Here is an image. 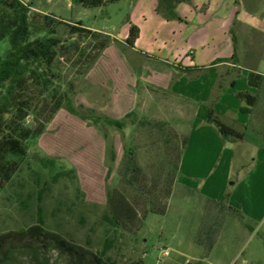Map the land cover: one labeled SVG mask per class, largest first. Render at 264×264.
<instances>
[{
	"label": "rangeland",
	"instance_id": "1",
	"mask_svg": "<svg viewBox=\"0 0 264 264\" xmlns=\"http://www.w3.org/2000/svg\"><path fill=\"white\" fill-rule=\"evenodd\" d=\"M27 1L32 13L53 15L68 23L81 22L114 41L109 51L101 53L104 59L93 76L94 81L102 82V86L90 85L87 75L85 78L76 77L66 58L59 62L63 77L67 80L75 78L77 92L73 102L76 106L95 107L94 110L97 108L100 114L113 115L117 108L109 102L112 85L108 80L107 64L113 60V50L122 51L123 45L116 38L121 40L127 32L133 13L134 19H138L136 3L140 6L143 0H120L101 8L73 5L70 0ZM235 1L239 12L225 27L226 35L220 33L208 41L210 53L228 54L222 59L234 64L230 68L186 74L154 58L140 59L124 51L136 71L141 62L143 70L163 69L177 75L171 84H160L154 78L151 82L144 81L146 76L143 74L137 83L134 123L131 124L130 119L124 133L114 128L105 130L116 152L108 178L106 141L102 134L64 109L55 115L39 138L27 142V158L22 161L11 185L0 193V233L36 225L39 207L46 230L59 234L88 253L82 254L81 258H73L50 241L24 239L12 245L7 254L8 264H96L92 256H101L106 247L105 239L113 232L101 218L108 205L106 187L114 192V199L118 194L123 195L138 216L127 232L117 231L114 245L106 252L109 264H264V104L251 114H241L245 118L243 128H238L244 132L242 140L225 141L224 146L229 149L225 153L216 155L211 152L201 156L204 163L192 171L198 179L193 180V186L185 188L181 180L177 182L178 173L172 179L171 194L165 199V187L160 185L161 182L155 190L150 186L153 178L166 176L163 180L167 179L176 155L180 151V159L184 155L187 145L182 148V141L186 140L187 144L191 128L198 119L194 110L202 114L206 109L199 102L185 99L189 92L183 88L186 83H198L195 85L199 91L213 84L211 94L218 95L221 88L220 93L231 98L237 90L242 91L243 79H248L250 74L264 73V0ZM225 2L230 5L233 0ZM57 30L66 44L76 40L80 47L89 44V40L70 36L64 26H58ZM166 60L175 63L173 58ZM122 73L124 76V71ZM117 80L116 93L120 88L124 89L125 78L120 74ZM232 80L236 81L235 87L230 86ZM250 93L255 94L254 91ZM261 101H264V93H260ZM212 106L208 103V111ZM143 122L150 125H141ZM155 124L160 125L157 127ZM192 146H197V141ZM124 149H134L137 164L142 170V179L135 189L120 179ZM35 156L55 157L61 161L58 167L45 169L37 163ZM223 158L228 159L224 170L223 165H219ZM60 167L74 168L77 180L62 178L55 184L51 183V177ZM201 179L208 181L210 199L200 195L201 186L193 189ZM148 191L156 192L154 200L156 197L161 200L160 204L166 208L164 214L142 216L144 202L136 196L145 194L150 198ZM220 191L219 200L211 198ZM40 196L42 201H39ZM164 251L169 255L164 257Z\"/></svg>",
	"mask_w": 264,
	"mask_h": 264
},
{
	"label": "trees",
	"instance_id": "2",
	"mask_svg": "<svg viewBox=\"0 0 264 264\" xmlns=\"http://www.w3.org/2000/svg\"><path fill=\"white\" fill-rule=\"evenodd\" d=\"M73 5L85 8H101L120 0H70ZM189 0H157L156 12L165 20L182 21L175 11L176 6ZM58 26H64L70 36H77L82 40H89V44L80 47L79 41L66 44L58 35ZM139 36V29L135 25L129 26L125 46L133 48ZM113 40L100 32L92 31L81 22L68 23L53 15L32 13L17 0L0 1V193L11 185L13 177L20 170L22 161L28 156L27 142L39 138L46 130L47 125L62 109L79 118L88 126L96 128L106 141L107 178L112 171V164L116 159L113 141L105 130L114 128L124 133L129 120L134 123L135 112L126 114L122 119H114L100 114L96 110L76 106L73 97L76 95L75 78L67 80L63 77V70L59 62L66 58L70 62L71 70L76 77L85 78L92 66L107 49ZM234 59V56L231 60ZM188 70V69H185ZM249 86L256 89L255 94L250 92H234V96L245 103L240 111L251 113L259 107L260 93H264V77L250 74ZM259 109V108H258ZM206 123L212 125L223 141L242 140L244 132L227 125L221 115L210 108ZM150 125L143 122L141 125ZM157 127L160 124H155ZM186 140L182 141V148ZM181 151L176 155L173 167L166 177L152 179L151 189L155 190L159 182L164 186V199L171 194L170 186L178 173V164ZM37 163L45 169L58 167L60 158L35 156ZM119 169L120 179L125 185L134 188L142 179V170L137 164L134 149H124V156ZM77 180L74 168L60 169L51 177L55 184L60 179ZM162 178V179H161ZM161 180V181H160ZM80 192V189H79ZM149 192V191H148ZM81 193V192H80ZM114 193V192H113ZM113 193L106 187L107 209L101 214L102 220L112 228V235L105 239L106 247L101 256L93 255L96 264H109L110 258L106 252L114 245L117 231L127 232L136 219L137 211L123 195L113 198ZM156 193V192H155ZM154 191L149 192L150 198L140 194L144 202L142 216L147 214H164L166 208L160 204L161 200H154ZM145 196V198H144ZM147 199V200H146ZM42 201V197H39ZM42 209L38 207L39 217L36 225L18 230H8L0 233V264H8L7 254L12 245L24 239L35 241L42 238L52 242L56 248L73 258H81L88 253L62 238L59 234L46 230ZM106 256V257H105Z\"/></svg>",
	"mask_w": 264,
	"mask_h": 264
},
{
	"label": "crops",
	"instance_id": "3",
	"mask_svg": "<svg viewBox=\"0 0 264 264\" xmlns=\"http://www.w3.org/2000/svg\"><path fill=\"white\" fill-rule=\"evenodd\" d=\"M225 1L226 0H189V2L179 3L176 6L175 11L182 21H168L161 16H158L155 13L157 0H143L140 6H138L137 2L136 8L139 7L137 15L138 19H134V13L131 15L127 32L124 33L121 40L116 38V41L123 45L121 46L122 51L113 50L111 52L113 60L107 64V67L109 66V72L107 74L108 80L112 85L109 89L111 90L109 94V102L111 106L117 108L114 110L113 115L111 113H107V115L114 119H122L126 114L132 111L134 112L138 103L137 83H139L142 76H146V79H143L144 81L149 80L151 82L154 78L160 84L164 82L171 84L177 75L173 72H166L163 69H159L158 71L148 69L143 70V64L141 62L138 64L136 71V69L129 63L128 58L124 55L126 50L129 51L131 55L140 57V59L143 57L154 58L156 61L167 64L175 70H178L179 72L182 71L186 74L204 70L213 71L214 69H219L221 67H232L234 65L233 63L227 61V59H222L227 58L228 54L226 56L221 53L212 54L208 50V41L214 40L217 36H220V33H223L225 36V27L232 17L239 12L237 1L233 0L230 5ZM130 25H135L139 29V36L136 39L133 48L126 47L124 43L128 36ZM118 47L120 46L118 45ZM109 49H111V47H108L103 52L106 53ZM189 57L191 58L189 59ZM168 58H173L175 63L171 64L166 60ZM103 59L104 56H100L95 66L91 68L86 76V80L92 86H102V82L94 81L95 78H93V76L96 68ZM115 64L118 65V68L114 67ZM122 71L125 73L124 76ZM120 74L125 78L124 89L120 88V90H118L119 92L116 93V85L119 82L117 76ZM254 74L264 77V73ZM243 80L245 83L243 82L242 84V91L237 90V92H257L256 89L249 86L248 79ZM195 84L198 83L192 82L184 85L183 88L189 90L185 95V99L192 102H199L204 105V107L206 106V109L202 114H200V111L198 112L196 109L194 110V115L198 119L191 128V135L187 140L188 142L186 144L187 146L184 155L179 160V175L177 176L176 181L178 182L181 180L182 183L185 184V188L193 186V180H198L196 176L192 174V171L196 170L200 164L204 163V159L201 157L203 154L214 152L217 155L229 150L224 146L225 141L221 139L217 131L214 130L211 125L206 123L208 103H212L214 110L221 115L222 120L227 125L233 126L238 130L239 127L243 128L245 124V118H242L241 116L244 112L240 111L245 107L241 106L240 100L233 95H231L230 98L227 94L224 95L223 93H220L221 88H219L218 95L211 94L210 91H214L213 84H210L208 88L205 86L204 90L200 89V91ZM151 85H153V83H151ZM230 86L235 87L236 81L232 80ZM146 87L150 86L147 85ZM151 87L154 88V86ZM190 90L192 92H190ZM225 91L226 90H224V92ZM231 104H233V106H231ZM262 104H264V101L259 102V105ZM199 110H201V108ZM196 141L197 146L193 147L192 144L194 142L196 143ZM210 143L212 145L211 147L209 146ZM219 162H221L219 165H223V170L228 166V159L223 158ZM182 173L186 174V176ZM204 180L201 179L198 181L193 189L196 190L197 186H201L202 189L199 191L200 195L210 199L209 197L211 196V193H209V184L208 181L204 182ZM211 198L215 201L219 200L221 198V191L218 192L215 197Z\"/></svg>",
	"mask_w": 264,
	"mask_h": 264
},
{
	"label": "built area",
	"instance_id": "4",
	"mask_svg": "<svg viewBox=\"0 0 264 264\" xmlns=\"http://www.w3.org/2000/svg\"><path fill=\"white\" fill-rule=\"evenodd\" d=\"M0 1H11V0H0ZM20 4H22L25 7H29V2L27 0H17ZM31 9V8H30ZM164 257L169 255L168 251H164L162 254Z\"/></svg>",
	"mask_w": 264,
	"mask_h": 264
},
{
	"label": "water",
	"instance_id": "5",
	"mask_svg": "<svg viewBox=\"0 0 264 264\" xmlns=\"http://www.w3.org/2000/svg\"><path fill=\"white\" fill-rule=\"evenodd\" d=\"M188 264H192V263H188Z\"/></svg>",
	"mask_w": 264,
	"mask_h": 264
}]
</instances>
